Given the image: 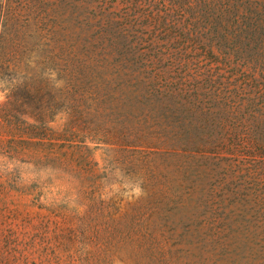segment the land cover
<instances>
[{"label": "rangeland", "instance_id": "obj_1", "mask_svg": "<svg viewBox=\"0 0 264 264\" xmlns=\"http://www.w3.org/2000/svg\"><path fill=\"white\" fill-rule=\"evenodd\" d=\"M24 11L1 42L0 264H264V149L238 128L197 150L146 98L159 55L264 92V0Z\"/></svg>", "mask_w": 264, "mask_h": 264}, {"label": "trees", "instance_id": "obj_2", "mask_svg": "<svg viewBox=\"0 0 264 264\" xmlns=\"http://www.w3.org/2000/svg\"><path fill=\"white\" fill-rule=\"evenodd\" d=\"M61 1L0 0V55L3 50L1 42L7 37L6 27L8 24H18L22 14L20 11L25 9L26 24L34 25L35 11L43 8L47 13L45 18H52L51 14L57 11ZM162 57L163 55L154 57V81L149 79L146 84V98L154 99L155 110L159 112L160 127L167 129L172 136L197 135L199 140L203 141L196 147L197 150L207 148L204 140L215 143L220 140L223 132L229 131L235 137L238 128H246L252 135L251 142L264 149V92L256 95L248 89L239 92L233 88L226 93L221 88L222 83L215 87L219 77L211 79L209 70L196 65L191 71L185 63L181 64L180 60L175 63L174 59L173 64L166 69H156L160 66ZM172 68H179L182 75H172ZM73 87L70 79L64 81V100L70 95ZM238 95H243L245 99L238 100ZM66 110L72 112L78 108L69 103ZM254 144H251L252 147Z\"/></svg>", "mask_w": 264, "mask_h": 264}, {"label": "clouds", "instance_id": "obj_3", "mask_svg": "<svg viewBox=\"0 0 264 264\" xmlns=\"http://www.w3.org/2000/svg\"><path fill=\"white\" fill-rule=\"evenodd\" d=\"M3 99V97L2 96H0V100H2Z\"/></svg>", "mask_w": 264, "mask_h": 264}]
</instances>
